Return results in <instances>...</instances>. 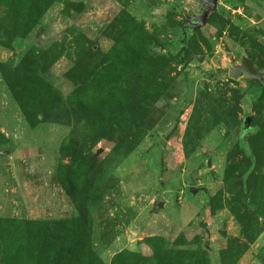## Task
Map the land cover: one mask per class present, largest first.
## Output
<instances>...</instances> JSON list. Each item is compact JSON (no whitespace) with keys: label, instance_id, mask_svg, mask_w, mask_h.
Here are the masks:
<instances>
[{"label":"rangeland","instance_id":"374dc122","mask_svg":"<svg viewBox=\"0 0 264 264\" xmlns=\"http://www.w3.org/2000/svg\"><path fill=\"white\" fill-rule=\"evenodd\" d=\"M202 7L0 0V264H264V0Z\"/></svg>","mask_w":264,"mask_h":264},{"label":"water","instance_id":"95a60500","mask_svg":"<svg viewBox=\"0 0 264 264\" xmlns=\"http://www.w3.org/2000/svg\"><path fill=\"white\" fill-rule=\"evenodd\" d=\"M217 0H201V3L203 4V7L200 11L199 14L193 15V14H188L185 15V24L189 26L190 28H199L201 27L207 18V15L210 11H212L215 8ZM162 8H154L153 12H162ZM245 74V76L249 80H255L256 79V74L255 71L252 67L251 61L248 60L245 57L241 58L240 64L233 66L228 69V75L230 77H236L240 74ZM6 154V151H0V155ZM191 192H195L197 188H189Z\"/></svg>","mask_w":264,"mask_h":264},{"label":"trees","instance_id":"16d2710c","mask_svg":"<svg viewBox=\"0 0 264 264\" xmlns=\"http://www.w3.org/2000/svg\"><path fill=\"white\" fill-rule=\"evenodd\" d=\"M158 141L155 140V143H157ZM5 222H8L9 224H12L14 223V221H4ZM17 224L20 225V229H25L27 231H30V230H34L35 227H38V228H42V227H46L48 225V223H45V222H37V221H32V220H20ZM66 222L62 223V225H65Z\"/></svg>","mask_w":264,"mask_h":264},{"label":"flooded vegetation","instance_id":"af4514ba","mask_svg":"<svg viewBox=\"0 0 264 264\" xmlns=\"http://www.w3.org/2000/svg\"><path fill=\"white\" fill-rule=\"evenodd\" d=\"M185 23V22H184Z\"/></svg>","mask_w":264,"mask_h":264}]
</instances>
